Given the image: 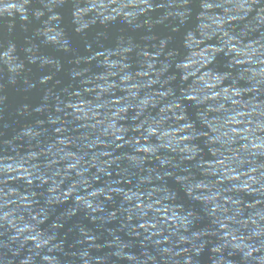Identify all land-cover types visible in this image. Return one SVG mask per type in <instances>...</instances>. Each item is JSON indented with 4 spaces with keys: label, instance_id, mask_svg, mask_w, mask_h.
I'll list each match as a JSON object with an SVG mask.
<instances>
[{
    "label": "water",
    "instance_id": "obj_1",
    "mask_svg": "<svg viewBox=\"0 0 264 264\" xmlns=\"http://www.w3.org/2000/svg\"><path fill=\"white\" fill-rule=\"evenodd\" d=\"M0 264H264V0H0Z\"/></svg>",
    "mask_w": 264,
    "mask_h": 264
}]
</instances>
